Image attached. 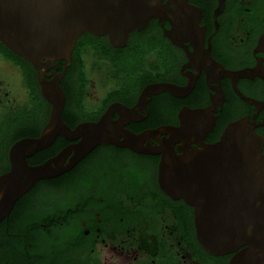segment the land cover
Returning <instances> with one entry per match:
<instances>
[{
  "label": "flooded vegetation",
  "instance_id": "flooded-vegetation-1",
  "mask_svg": "<svg viewBox=\"0 0 264 264\" xmlns=\"http://www.w3.org/2000/svg\"><path fill=\"white\" fill-rule=\"evenodd\" d=\"M188 2L200 18L203 39L185 35L173 43L167 37L172 26L166 16L150 21L143 31L131 33L124 48H114L106 37H101L117 51L131 48L134 41L152 42L157 49L146 55L141 72L144 77L137 82L135 93H128L129 77L114 68L112 74H107L103 88L98 78L102 97L94 102L90 101L94 81L89 75H98L102 70L94 68L91 72L87 57H92V63L99 60L110 65V61L85 53L88 84L84 104L88 109L93 104L102 107L110 95L116 96L101 117L114 103L134 108L143 89L151 84L192 87L180 98L169 93L153 96L147 113L138 115V121L131 122L127 129L139 134L160 126L180 127L184 109H203L208 111L207 118L215 121L204 144L217 143L229 124L247 119L263 139L264 154V0ZM88 37L84 36V40ZM96 38L92 36V40ZM1 45L6 49L0 42V177L11 171L12 147L21 140L39 138L50 113L44 99L46 105L37 108L35 95L42 97L37 71L32 66L25 69L23 59ZM209 55L217 65L210 62ZM72 65L73 59L69 68ZM68 70L61 82L64 92L63 85L71 82ZM156 109L163 110L165 121L147 127ZM78 143L58 137L51 147L28 157V165L41 166ZM73 158L74 151L70 150L64 168L71 165ZM160 158L111 145L97 147L58 177L36 183L16 202L12 212L30 201L48 198L55 204L69 199L71 210L47 213L46 221L73 233L82 256L97 264H228L231 256L215 257L200 247L193 208L182 200L171 199L160 189ZM48 225L42 223L41 229L46 230Z\"/></svg>",
  "mask_w": 264,
  "mask_h": 264
},
{
  "label": "water",
  "instance_id": "water-1",
  "mask_svg": "<svg viewBox=\"0 0 264 264\" xmlns=\"http://www.w3.org/2000/svg\"><path fill=\"white\" fill-rule=\"evenodd\" d=\"M163 16L172 26L167 37L173 43L185 35L203 39L200 18L188 0H0V42L37 71L41 95L50 105L40 137L21 140L11 149V171L0 177V223L36 183L58 177L95 148L111 145L161 157L159 187L171 199L193 208L196 238L204 251L215 257L231 256L228 264H264L263 139L247 119L229 124L212 145L203 140L215 121L203 109H184L180 127L160 126L139 134L128 130L138 115L147 113L153 96L169 93L180 98L192 89L158 83L143 89L134 108L114 103L98 121L75 128L63 120L66 94L61 82L72 64L77 40L90 34L124 48L131 33ZM60 62L62 72L56 65ZM58 137L79 143L41 166L28 165V157L48 149ZM70 150L74 158L64 168Z\"/></svg>",
  "mask_w": 264,
  "mask_h": 264
},
{
  "label": "trees",
  "instance_id": "trees-1",
  "mask_svg": "<svg viewBox=\"0 0 264 264\" xmlns=\"http://www.w3.org/2000/svg\"><path fill=\"white\" fill-rule=\"evenodd\" d=\"M84 36H89L88 40H84ZM100 39L101 37L92 40V36L82 35L77 40L72 55L73 65L67 75L71 82L63 85L67 98L63 120L71 128H75L81 122L97 120L106 106L117 100L116 96L110 95L107 102H104L97 111L86 107L84 92L88 84V75L85 72V53L90 52L106 58L110 61L112 70L115 68L126 74L130 79L128 93L133 94L137 89V82L144 77L141 72L145 68L146 55L157 49L152 42L134 41L131 48L117 51ZM1 47L9 51L2 45ZM23 65L25 69L31 67L24 59ZM56 65L59 67L58 72H62L63 63ZM35 100L38 102V110L43 104L46 105L38 93ZM164 118L163 110L156 109L146 126L156 127L165 121ZM66 200L65 203L61 201L51 204L47 198L17 206L10 217L0 223V264H97L94 260L82 256L83 253L79 244L74 241L76 236L73 233L70 234L65 228L51 225L50 221H46L47 213L62 214L71 210L70 200ZM45 222L49 225L46 230H42L41 224Z\"/></svg>",
  "mask_w": 264,
  "mask_h": 264
},
{
  "label": "rangeland",
  "instance_id": "rangeland-1",
  "mask_svg": "<svg viewBox=\"0 0 264 264\" xmlns=\"http://www.w3.org/2000/svg\"><path fill=\"white\" fill-rule=\"evenodd\" d=\"M87 62H88V67L89 69L91 68V72H93V69H101L102 71L101 72H97L98 75L96 73H92L90 76V79H92L94 81V88H92L90 90V93H91V97H90V101H95L97 100V98H101L102 97V92L98 86V78H99V81L101 83V87L103 88V86H105L107 83L106 81L108 80L107 79V74H112V69L110 67V65H108L107 63H103V62H100L99 60H94L93 63H92V57L91 56H88L87 57ZM92 65V66H91ZM90 71V70H89ZM111 85H108L107 89H109ZM23 97H22V100L25 98V94L23 93ZM99 108H101L100 104H93V105H90V110H98Z\"/></svg>",
  "mask_w": 264,
  "mask_h": 264
}]
</instances>
